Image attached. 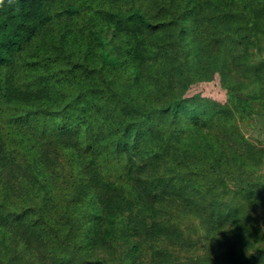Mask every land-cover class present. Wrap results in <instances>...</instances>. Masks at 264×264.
Returning a JSON list of instances; mask_svg holds the SVG:
<instances>
[{
    "label": "trees",
    "instance_id": "1",
    "mask_svg": "<svg viewBox=\"0 0 264 264\" xmlns=\"http://www.w3.org/2000/svg\"><path fill=\"white\" fill-rule=\"evenodd\" d=\"M263 19L264 0H4L0 264H264L240 228L264 182L226 198L207 181L261 153L220 103L186 96L210 69L254 74L237 110L264 112Z\"/></svg>",
    "mask_w": 264,
    "mask_h": 264
},
{
    "label": "rangeland",
    "instance_id": "2",
    "mask_svg": "<svg viewBox=\"0 0 264 264\" xmlns=\"http://www.w3.org/2000/svg\"><path fill=\"white\" fill-rule=\"evenodd\" d=\"M229 16H231L229 20H227V16H225L226 20H224V24L226 25L224 26V31L226 40L221 46L227 51L232 49L230 46L235 45L233 40L234 33L229 29L230 25H235L233 21V13L231 12ZM263 22L264 19L258 22L252 35H256L260 38L261 46L264 48V37L261 38L262 31L259 27L260 25H263ZM249 51L251 52L249 59H252V56L257 58L260 54L256 53V50L253 49V47L249 48ZM261 56L264 58V50L261 53ZM214 62L217 63L216 60H214ZM251 70L253 73L254 69ZM207 73L210 75V81H196L189 77L190 85L189 89L186 91V96L202 97L220 103L222 107L232 116V120H234L235 124H237L241 135L248 143L258 149L262 156V162L252 171L241 169L234 173L226 172L225 170H221L218 173H207L209 189L217 195L222 194V196H226V198H228L230 196L229 192L231 193L240 186H245L247 183L252 181L264 182V112L260 111L258 109L259 106L256 104L254 111L257 109L259 112L256 110L255 113L241 114L237 110L236 98L238 96H256V94H258L259 86L256 82L254 74L247 75L241 73V75L237 78H233V81L226 82L221 80L220 75L216 72L214 73L212 69H210ZM222 125L223 124L219 125L220 129H222ZM213 131L215 132L217 130ZM224 138L228 139L226 141H229L231 135L226 133ZM254 160L256 161L255 157L253 158V161ZM138 162L140 161L138 160L137 163ZM248 167L246 169H249ZM143 173L145 174L146 172ZM248 213L249 214H247L245 218L246 223H244V227H240L242 231L241 238L243 240L252 241V244H256L259 248H264V207L258 206L256 210ZM238 222L239 218L237 216L231 221L228 220L231 227H233V224L235 223L237 225ZM249 232H252V234L247 236ZM22 261L19 262L22 264H30L29 261H24V263ZM109 262L111 264L115 263L114 260H109ZM2 264L9 263L8 261H3ZM191 264H205V262L202 257L197 256L191 259Z\"/></svg>",
    "mask_w": 264,
    "mask_h": 264
},
{
    "label": "clouds",
    "instance_id": "3",
    "mask_svg": "<svg viewBox=\"0 0 264 264\" xmlns=\"http://www.w3.org/2000/svg\"><path fill=\"white\" fill-rule=\"evenodd\" d=\"M3 2H4V0H0V5H2V4H3Z\"/></svg>",
    "mask_w": 264,
    "mask_h": 264
}]
</instances>
